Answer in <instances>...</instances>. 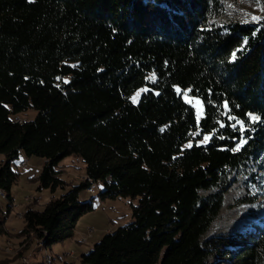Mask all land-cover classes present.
<instances>
[{
	"label": "trees",
	"instance_id": "obj_1",
	"mask_svg": "<svg viewBox=\"0 0 264 264\" xmlns=\"http://www.w3.org/2000/svg\"><path fill=\"white\" fill-rule=\"evenodd\" d=\"M219 8L0 0V234L19 152L45 159L34 181L52 191L66 185L60 163L73 155L83 178L41 210L25 207V242L71 238L93 209L79 191L101 181L102 198L137 201L131 221L79 264H264V228L202 240L232 172L264 164V21L207 24ZM184 92L201 99L199 119ZM29 108L36 115L19 118Z\"/></svg>",
	"mask_w": 264,
	"mask_h": 264
},
{
	"label": "rangeland",
	"instance_id": "obj_2",
	"mask_svg": "<svg viewBox=\"0 0 264 264\" xmlns=\"http://www.w3.org/2000/svg\"><path fill=\"white\" fill-rule=\"evenodd\" d=\"M220 4L217 14L207 17V24L219 25L225 22H258L264 21V0H218ZM142 89L132 96L134 102L139 98ZM183 97L190 103L197 119L203 115V103L200 98L192 97L184 92ZM36 111L29 108L19 114V118L30 120ZM3 155L0 154V160ZM25 161V166H18ZM19 177L10 189L13 202L11 210L5 217L3 234H0V264H79V256L90 251L108 231H114L131 221L132 205L136 199L129 197L102 198L104 185L101 181L92 182L93 191H79V200L91 201L93 209L82 215L77 221L74 235L49 247L34 242H25L16 232L22 226L21 214L25 207L41 210L51 197H58L72 186L77 185L84 176L83 163L75 156L65 157L60 168L62 179L66 185L55 190L40 187L34 179L40 174L45 159L39 156L27 157L20 151L14 159ZM13 164V165H14ZM207 193V192H206ZM4 197V196H1ZM6 210L7 199L0 198ZM9 208V209H10ZM264 227V164L248 163L230 175V183L223 193L222 206L210 224L202 240L218 235L249 234ZM257 233V232H256ZM256 235V234H254ZM73 252L74 255H71ZM25 258V259H23Z\"/></svg>",
	"mask_w": 264,
	"mask_h": 264
},
{
	"label": "bare ground",
	"instance_id": "obj_3",
	"mask_svg": "<svg viewBox=\"0 0 264 264\" xmlns=\"http://www.w3.org/2000/svg\"><path fill=\"white\" fill-rule=\"evenodd\" d=\"M20 163L23 164V165H19V166H25L26 165L25 161H22ZM88 191H90V192L93 191V188H89ZM0 195L3 196V193L1 191H0ZM23 259H25V258H23Z\"/></svg>",
	"mask_w": 264,
	"mask_h": 264
},
{
	"label": "crops",
	"instance_id": "obj_4",
	"mask_svg": "<svg viewBox=\"0 0 264 264\" xmlns=\"http://www.w3.org/2000/svg\"><path fill=\"white\" fill-rule=\"evenodd\" d=\"M11 200H12V202H13V199H11ZM10 210H11V208H10ZM70 254H71V255H74V253H73V252H70ZM16 264H18V263H16Z\"/></svg>",
	"mask_w": 264,
	"mask_h": 264
},
{
	"label": "snow or ice",
	"instance_id": "obj_5",
	"mask_svg": "<svg viewBox=\"0 0 264 264\" xmlns=\"http://www.w3.org/2000/svg\"><path fill=\"white\" fill-rule=\"evenodd\" d=\"M233 55L235 56V53ZM254 119H258V117H254Z\"/></svg>",
	"mask_w": 264,
	"mask_h": 264
},
{
	"label": "built area",
	"instance_id": "obj_6",
	"mask_svg": "<svg viewBox=\"0 0 264 264\" xmlns=\"http://www.w3.org/2000/svg\"><path fill=\"white\" fill-rule=\"evenodd\" d=\"M19 165H23V164L19 163Z\"/></svg>",
	"mask_w": 264,
	"mask_h": 264
}]
</instances>
